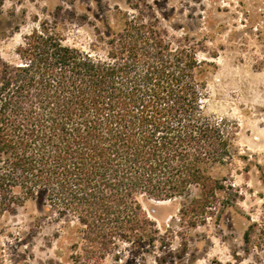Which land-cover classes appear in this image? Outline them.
Listing matches in <instances>:
<instances>
[{
  "label": "trees",
  "instance_id": "obj_1",
  "mask_svg": "<svg viewBox=\"0 0 264 264\" xmlns=\"http://www.w3.org/2000/svg\"><path fill=\"white\" fill-rule=\"evenodd\" d=\"M112 39L100 59L43 27L19 48L21 63L0 70V217L38 200L80 234L73 264H104L121 243L169 248L144 208L151 199L197 186L178 209L195 228L243 198L212 173L233 162L237 126L205 113L195 53L173 50L142 14ZM243 238L264 251V214Z\"/></svg>",
  "mask_w": 264,
  "mask_h": 264
},
{
  "label": "rangeland",
  "instance_id": "obj_2",
  "mask_svg": "<svg viewBox=\"0 0 264 264\" xmlns=\"http://www.w3.org/2000/svg\"><path fill=\"white\" fill-rule=\"evenodd\" d=\"M137 14L156 17L173 50L195 53L205 113L237 126L233 162L212 173L227 177L243 198L195 228L182 224L178 209L197 186L180 199H151L144 208L171 246L145 251L121 243L104 264H264V251H247L243 238L264 214V0H0V70L20 64L19 48L43 27L105 59L115 50L114 34ZM16 208L0 217V264H73L72 248L82 242L74 224L48 217L38 200Z\"/></svg>",
  "mask_w": 264,
  "mask_h": 264
}]
</instances>
